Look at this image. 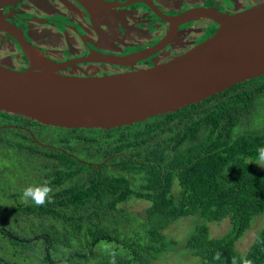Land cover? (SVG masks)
Segmentation results:
<instances>
[{
  "label": "trees",
  "instance_id": "trees-1",
  "mask_svg": "<svg viewBox=\"0 0 264 264\" xmlns=\"http://www.w3.org/2000/svg\"><path fill=\"white\" fill-rule=\"evenodd\" d=\"M243 83L130 126L53 128L61 150L53 202L42 207L20 196L31 166L40 185L50 183L49 164L10 159L2 173L19 183L6 190L0 179V202L8 201L0 204V264H156L180 244L198 264H264V227L245 253L236 250L264 215V168L251 163L264 147V76ZM129 199L149 205L132 211L122 206ZM186 218L198 224L181 243L165 234ZM226 219L228 231L212 238L208 224Z\"/></svg>",
  "mask_w": 264,
  "mask_h": 264
},
{
  "label": "flooded vegetation",
  "instance_id": "flooded-vegetation-1",
  "mask_svg": "<svg viewBox=\"0 0 264 264\" xmlns=\"http://www.w3.org/2000/svg\"><path fill=\"white\" fill-rule=\"evenodd\" d=\"M263 2L5 0L0 6V66L26 71L30 59L25 49H30L51 62L59 74L69 77H106L148 69L180 57L211 38L219 25L207 14L233 16ZM242 87L254 88V84ZM53 128L0 112V156L32 162L41 158L49 164L51 188L55 186V153L61 150ZM4 169L9 168H0V179L7 183L4 189L18 187V177H6ZM31 169V176L23 183L40 185L41 176ZM45 177L43 173L42 180ZM0 204L5 206L8 201Z\"/></svg>",
  "mask_w": 264,
  "mask_h": 264
},
{
  "label": "water",
  "instance_id": "water-1",
  "mask_svg": "<svg viewBox=\"0 0 264 264\" xmlns=\"http://www.w3.org/2000/svg\"><path fill=\"white\" fill-rule=\"evenodd\" d=\"M207 15L219 28L199 46L165 64L114 76H64L25 49L26 71L0 66V112L59 129L109 130L176 113L264 76V2L233 16Z\"/></svg>",
  "mask_w": 264,
  "mask_h": 264
},
{
  "label": "rangeland",
  "instance_id": "rangeland-1",
  "mask_svg": "<svg viewBox=\"0 0 264 264\" xmlns=\"http://www.w3.org/2000/svg\"><path fill=\"white\" fill-rule=\"evenodd\" d=\"M259 124L261 126L259 130H262L263 129L262 126L264 125V118L261 117V119H259ZM255 127L258 128V126H255ZM12 164L14 165V162L12 163L11 160H6L0 156V167H8V166L11 167ZM258 167L259 169L261 168L260 166ZM0 199L3 200L1 196H0ZM10 203H15V202H10ZM148 205L149 203L143 200L129 199L122 206L132 211H140L146 208ZM195 224H198L196 218L181 219L173 223L167 229L165 234L169 238L181 243V241H183L188 236V234L191 232ZM262 227H264V215L258 216L253 220L250 229L236 243V250L238 252L245 253L249 249L250 245L252 244L257 232ZM229 228H230V224L227 219L222 221L219 224H216V223L208 224L209 234L212 238L221 237L228 231ZM188 253L190 252L185 251L183 246L180 244V246H178L177 251L171 253L170 259L168 258L167 260H163L156 264H198L197 259L192 258Z\"/></svg>",
  "mask_w": 264,
  "mask_h": 264
},
{
  "label": "clouds",
  "instance_id": "clouds-1",
  "mask_svg": "<svg viewBox=\"0 0 264 264\" xmlns=\"http://www.w3.org/2000/svg\"><path fill=\"white\" fill-rule=\"evenodd\" d=\"M251 163H255L261 168H264V147L257 148V156ZM249 163V164H251ZM53 189L47 181L41 185H29L22 190L20 200L22 203L35 205L37 207L45 206L53 202L51 194ZM215 259H220V253H217ZM113 264L115 262L113 261ZM235 264V261L233 262ZM244 264H251V261L245 260Z\"/></svg>",
  "mask_w": 264,
  "mask_h": 264
}]
</instances>
